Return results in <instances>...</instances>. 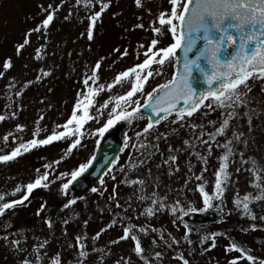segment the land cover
Listing matches in <instances>:
<instances>
[{"label": "rangeland", "instance_id": "374dc122", "mask_svg": "<svg viewBox=\"0 0 264 264\" xmlns=\"http://www.w3.org/2000/svg\"><path fill=\"white\" fill-rule=\"evenodd\" d=\"M101 2L109 7L97 19L93 39L89 40V16L99 10ZM48 5H59L54 20L46 30L32 32L30 43L18 55L17 44L23 43L28 30L45 18L47 12L42 9H48ZM171 8L170 0H140L139 4L137 0H0V71L5 72L0 77V116L4 117L0 120V154L10 153L29 139L66 131L63 125L72 114L78 93H83L79 96L81 103L86 102L85 75L90 78L89 86L96 88L89 109L94 119L81 131L33 148L12 161L0 162V203L19 199L27 191V183L50 173L42 182L48 188L38 186L23 205L0 214V264H21L25 259L31 264H183V259L189 264H230L234 258H240L237 264L264 262V77L259 73L252 74L247 87L241 86L247 102L235 108L234 116L230 115L232 108L213 111L201 106L192 117L174 122L176 114H171L144 133L149 121L139 112L138 118L125 123L123 151L111 171L102 176L105 183L101 185L99 180L80 195L71 187L67 195L62 193L61 185L70 175L60 173H70L92 158L98 141L111 128L103 136L95 130L109 119L115 97L127 92L135 80L131 74L117 83L116 75L141 63L147 58L146 51L151 56L175 42L170 25H165L161 34L152 30L160 27L159 13L170 15ZM178 9H182L179 0ZM153 39L158 41L156 46H151ZM37 48L41 49L39 59L35 58ZM125 50L128 54L122 56ZM159 55L162 53L157 54L151 69L142 70V75L149 70L153 75L135 97L141 104L147 93L167 83L174 71L175 56L161 67ZM7 58L12 67L5 70L3 62ZM101 58L99 79L93 84L92 69ZM44 72L49 75L44 76ZM98 84L104 87L100 89ZM105 101L107 106L101 107ZM225 119L229 125L224 132L216 133ZM17 125L24 127L18 129ZM209 134H215L214 138ZM234 134L238 140L233 139ZM76 139L80 143L70 149ZM230 141L233 151L222 159ZM173 156L176 160L171 159ZM221 164L226 167L221 169ZM217 171H221L222 191L212 200L214 207L204 211L213 214V222L188 221V214H182L180 208L187 211L189 207H203L198 185L215 195ZM92 187L98 191L93 193ZM68 199L75 203L65 208ZM153 200L166 207L159 209V203L154 205ZM244 204L248 205L247 212ZM172 207L177 208L175 213ZM149 208L159 210L149 214ZM46 220L52 222L51 227ZM112 221L116 223L93 239ZM129 224L141 241V254L135 253L131 238L113 243ZM140 227L147 231L140 232ZM77 236L82 237L79 243L83 248ZM233 242L254 256L255 262L248 261L238 249L227 251ZM81 251L84 257L79 255ZM157 252L161 253L159 257Z\"/></svg>", "mask_w": 264, "mask_h": 264}, {"label": "snow or ice", "instance_id": "6c2138e0", "mask_svg": "<svg viewBox=\"0 0 264 264\" xmlns=\"http://www.w3.org/2000/svg\"><path fill=\"white\" fill-rule=\"evenodd\" d=\"M80 0H77L79 3ZM90 3L91 0H88ZM137 3H140V0H137ZM172 5L171 14L166 16V12L159 13V25L160 27H154L152 30L161 34L163 27L165 25H170V31L175 38V42L158 49L159 55V65L162 67L165 63V60L174 57L176 49L183 48L185 62L183 66V71L174 74L173 78L167 81V83L159 85V91L154 88L151 92L147 93L143 104H141L135 97L138 93L143 92L144 84L148 81L149 77L153 75V72L149 70L147 75H142V70L151 69V65L155 63V58L157 52H153L151 56L148 55V51L145 52V58L141 63L135 64L133 67L128 68L125 71L119 72L115 77V82H122L123 78H130L131 74L135 75V80L131 84V88L125 92L123 95H118L115 97L116 104L112 107L111 112L109 113V119L95 131L103 136L110 128H112L118 121H125L131 123L134 119L138 118L141 108L147 107L150 108L153 112L160 115L152 121L150 119L149 123L143 129L144 133H147L154 124H159L162 120L166 119L167 116L171 115L174 111L176 114V121L179 122L186 117H192V115L201 108V106L206 107L210 110H215L216 108L229 109L232 108L233 112L230 115H236L235 108L246 103L245 96L246 94L241 91V86L247 87V80L252 76L253 72H258L261 77H264V0H179V3L182 4V9H178V0H170ZM109 4L101 2L100 8L98 11H94L92 15L89 16V25L87 27V37L89 40L93 39V28L98 18L101 17L102 13L108 9ZM59 8V5L56 8H53L52 5H48V9H42L47 12L45 18L36 25L34 29H29L25 35L23 43L17 44L16 52L19 55L21 50L24 49L26 45L30 43L29 37L32 32H41L46 30L50 23L54 20V14ZM179 21V24L174 23L173 21ZM143 27V25H139ZM235 30V34L231 30ZM204 41L203 46L198 48L194 58H190L188 53L197 47V43L201 38ZM46 35V32H45ZM83 35V33H82ZM237 38L239 40L237 46ZM255 42V47L251 51H246L250 42ZM158 44L157 39L151 41V46H156ZM150 46V47H151ZM235 46L234 52L231 53L230 59H221L220 51L222 48H231ZM115 51L119 52V49ZM41 49H36V59L40 58ZM127 50L121 53L122 56H126ZM203 58L206 61L208 67H204L200 64V59ZM101 60H98L95 66L92 69L93 74V84L99 79L98 71L101 67ZM192 65H195L200 72L203 73V76L209 85V89L203 91H197L192 84ZM12 67V62L10 58L5 59L3 62V68L8 70ZM27 67V65H25ZM5 72L0 71V77H3ZM44 76L49 75L48 72L43 73ZM39 79V77H37ZM89 77L85 75L83 84L88 88L87 94L85 95V103H81L79 96L83 93H78V99L76 104L73 107L72 114L68 121L65 122L63 127L66 131L56 132L53 131L50 135L43 139L32 138L27 140L25 143H20L17 147L13 148L8 154H0V162H9L14 160L17 157L22 156L25 152L30 151L33 148H36L41 145H48L53 141H59L62 138L67 137L70 134L81 131L82 126L89 120L94 119L90 114L89 109L93 105L92 97L96 94V88L89 86ZM217 81L215 87H213V82ZM98 88L102 89L103 84H98ZM109 88L113 87V84L108 85ZM155 93V96H153ZM17 95H20L18 92ZM209 101L205 103V101ZM183 101L184 104L182 107L177 109V102ZM108 104L105 101V104L101 107H106ZM134 105V106H133ZM215 106V107H214ZM82 109V114L78 115V111ZM4 117L0 116V120H3ZM43 119V116L40 117ZM75 124L76 127H70ZM229 125V120L225 119L221 124L220 128L216 130V133H221L225 131V128ZM23 125H17L18 129H22ZM193 127H196L193 125ZM251 130V129H250ZM36 133L34 132V137ZM140 133H137L139 136ZM210 138H214L215 134H209ZM243 135L242 133L240 134ZM127 139V137H125ZM8 137H5L7 140ZM234 140H238L239 137L234 134ZM99 142V141H98ZM80 143L79 139H76L71 145V148H75ZM187 143V141H186ZM205 143H207L205 141ZM246 143V141H245ZM231 141L225 145L228 148V152L222 159H227L231 154L233 149L231 148ZM211 145H208L209 151H211ZM123 151V149H121ZM172 160H176V157H171ZM112 165L116 164V160L113 159L110 162ZM167 163V161H165ZM92 164V159H89L86 163H82L78 168L72 170L70 173H60L61 176H69L70 179L67 182L61 185V190L64 195H67V190L70 185L76 181L82 173H84L89 166ZM45 167H50L46 165ZM226 165L221 164V169H224ZM253 167H255V161H253ZM39 171V170H37ZM111 171V169H110ZM239 171V169H237ZM226 174V173H225ZM49 172H45L43 176H37L33 182H29L26 185L27 191L19 199L12 200L10 202L0 203V214H5L6 210H13L15 207L23 205L24 202L28 199V196L32 193L34 189L38 186H43L48 188L47 183L43 181L47 180ZM216 193L215 195H210L205 191L202 185H198L199 190L203 197V207L197 209L195 207H189L187 211L183 207L180 208V212L184 215L191 212H204L205 210L214 207L212 200L220 196L222 191V182L219 179L221 176V171L216 172ZM199 179V178H198ZM143 184V181H139ZM105 183L104 179H100V184ZM131 183H136L132 181ZM16 191H20L19 188ZM91 191L93 193L97 192L96 187H92ZM115 192V189H114ZM155 193H153V196ZM2 199V198H0ZM144 199V197H141ZM75 203L74 199H68L64 207ZM159 203V209L166 207L163 202H158L153 200V204ZM179 203V201H177ZM239 206V201L236 202ZM117 206L119 207V202L117 201ZM44 205H41L43 209ZM218 207V206H217ZM158 208H149L147 211L149 214H154L155 211L159 210ZM245 212L248 210V205L244 204ZM37 211V214H39ZM171 211L175 213L177 211L176 207H172ZM49 227H51V221L46 220ZM67 223V221H65ZM116 223L112 221L111 225L106 226V228L101 229L95 234L93 239L98 238L102 232L106 231L107 227H111ZM87 224V221H85ZM132 225L123 227V235L118 237L113 243H119L121 240H127L131 238L134 243V251L136 254H141L143 252L141 241L137 235L132 232ZM187 227V225H186ZM253 228L256 225L252 226ZM140 232H146L147 229L140 227ZM216 234H212L213 241L215 240ZM76 240L81 248L83 245L79 242L82 240V237L77 236ZM191 242V241H189ZM15 245L19 244V241L12 242ZM47 243V241H45ZM178 243V241H177ZM212 246H215L214 243ZM39 247H43L40 245ZM39 247L36 248V251H39ZM238 249L243 256L247 258L248 261L255 262L256 258L252 255H249L246 250L238 248V245L233 242L230 246H227V251H232ZM81 257L85 256V252L81 251L79 253ZM161 253L157 252L156 256L159 257ZM39 259V256H37ZM181 259H183L181 257ZM240 258H234L230 261V264H237V260ZM21 264H31L27 259L23 260ZM53 264H59V261H54ZM119 264V262H117ZM183 264H189L188 260L183 259ZM264 264V262H261Z\"/></svg>", "mask_w": 264, "mask_h": 264}, {"label": "water", "instance_id": "95a60500", "mask_svg": "<svg viewBox=\"0 0 264 264\" xmlns=\"http://www.w3.org/2000/svg\"><path fill=\"white\" fill-rule=\"evenodd\" d=\"M233 31V33L235 34V30H231ZM203 39H202V34H201V38L199 39L198 43H197V47L194 48L192 51H190L188 53V56L190 58H194L196 55V51L198 48L203 46ZM239 40L237 38V46H238ZM255 47V42H250L248 48L246 49V51H251L252 48ZM235 50V46L231 47V48H222L219 55L221 59H230V55L232 52H234ZM176 70L174 74H178L180 72L183 71V66H184V62H185V56H184V52H183V48H178L176 49ZM200 64L204 67H208L206 61L203 60V58L200 59ZM192 79H191V84L192 86L197 89V91H203V90H207L209 89V85L207 84L203 73L200 72V70L195 66L192 65ZM173 74V75H174ZM173 78V77H172ZM217 81L213 82V87H215ZM153 96H155V93L153 94ZM184 104L183 101H178L177 102V109H179L180 107H182ZM140 111L142 113H144L145 115H147L148 119L154 121L158 115V113L153 112L150 108L144 107L141 108ZM175 112V111H174ZM124 126V123H120L119 125L116 126V128L108 133V135L98 144L97 147V152H96V156L93 158L92 160V164L89 166V168L83 173L81 174V176L73 182L72 187L74 188V190L76 192L82 193L84 191H86L88 188H90V184L97 179H100V177L102 176L103 172L110 167L111 165V161L113 159H115V157L118 155L119 151H120V147L121 144L118 140V135L119 132L122 130ZM203 215L201 214L200 216H198L197 219H199L200 217H202ZM191 217H196L194 214H190L189 216ZM208 220H202L203 222H209V221H213V216L211 214H208Z\"/></svg>", "mask_w": 264, "mask_h": 264}]
</instances>
